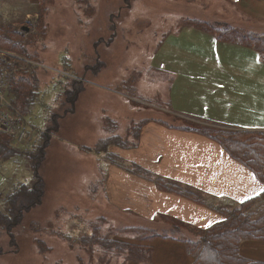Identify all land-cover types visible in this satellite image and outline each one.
Returning <instances> with one entry per match:
<instances>
[{
    "label": "rangeland",
    "instance_id": "1",
    "mask_svg": "<svg viewBox=\"0 0 264 264\" xmlns=\"http://www.w3.org/2000/svg\"><path fill=\"white\" fill-rule=\"evenodd\" d=\"M206 1L52 0L42 13L37 0H0V24L12 33L29 31L21 32L26 51L28 56H38L37 62H23L35 65L40 87L30 114L24 117L17 112L30 143L21 147L32 153L35 146L48 143L46 160L39 169L46 182L45 198L19 225L7 227L8 234L0 228V264H124L129 246L122 243V252L102 250L97 245L99 237L111 247V240L137 242L136 234L143 229L113 216L118 214L105 198L102 181L108 156L93 149L110 135L121 137L123 144L135 139L148 111L147 120L153 124L160 120L164 126L197 127L180 123L182 119L174 114L178 108L200 106L204 93L198 82L202 78L190 75L205 76L222 65L208 56L192 60L203 52L196 30H188V36L178 31L163 42L162 37L170 19V29L176 32L174 20L186 18V9H197ZM12 55L0 48V59H24ZM228 55L237 58L235 52ZM240 58L249 69L250 57ZM5 91L7 94V87ZM58 117L60 129L56 132L53 124ZM136 144L133 140V146ZM126 151L118 147L111 154L120 161L127 158ZM20 155L0 161V193L17 181H32L27 158Z\"/></svg>",
    "mask_w": 264,
    "mask_h": 264
},
{
    "label": "crops",
    "instance_id": "2",
    "mask_svg": "<svg viewBox=\"0 0 264 264\" xmlns=\"http://www.w3.org/2000/svg\"><path fill=\"white\" fill-rule=\"evenodd\" d=\"M185 14L186 18L178 16L174 20L176 32L170 29L173 26L170 19L162 42L167 35H175L178 31L182 30L184 36H188L191 34L188 30H196L203 52L192 60L200 61L208 56L222 66H215L205 76L190 75L202 78L198 82L204 93L199 99L200 106L195 110L178 108L175 117L182 119V124L191 122L198 128L210 126L264 132V61L260 54L258 57L247 43L218 39L198 24L224 25L245 33L264 35V0H207L197 9H186ZM36 17L33 14L32 19ZM213 36L221 42L217 44H223L222 47L216 45ZM229 52H235L237 58L229 57ZM241 56L250 57L249 69L245 62L241 64ZM26 65L35 68L33 64ZM38 65L41 67L42 64ZM2 69L0 80L8 87V69ZM149 113L143 114L136 146L125 152L127 158L124 160L131 165H109L102 180L105 198L120 212L113 211L118 214L113 216L132 223L134 228L163 233H157L160 236L153 241L133 242L149 249L147 259L131 261L124 258V264H193L186 250L185 242L190 240L186 235L199 236L200 231L222 223L226 211H233L243 202L264 195V185L251 171L229 158L215 141L194 131H183L178 127L169 129L160 120L153 124L154 121L147 120ZM132 164L156 176L142 174L131 167ZM156 179L173 183L172 186L182 194L171 189L162 191L155 184ZM263 204L264 197L252 208L256 214H264L261 212ZM238 250L243 259L264 263V241H243Z\"/></svg>",
    "mask_w": 264,
    "mask_h": 264
},
{
    "label": "trees",
    "instance_id": "3",
    "mask_svg": "<svg viewBox=\"0 0 264 264\" xmlns=\"http://www.w3.org/2000/svg\"><path fill=\"white\" fill-rule=\"evenodd\" d=\"M37 1L40 4V11L43 13L44 6L52 0ZM198 24L203 25L209 33H214L218 39L247 43L260 54L264 61V35L245 33L224 25L219 26L208 23ZM3 25L0 24V48L5 51H10V53L18 57H23L26 61L32 62L36 60L35 62H37V55L28 56L26 51L27 45L22 38L21 32L29 33V31L26 32L21 30V32L12 33L13 31H9L8 28H3ZM23 66L28 68L22 69ZM4 67L8 69L9 73L6 94L8 102L13 106L16 112L27 117L37 100L38 88L40 87L36 69L31 65L24 64L22 60L16 61L15 58L11 59L6 57L0 59L1 75H3L2 68ZM77 99L78 97L76 101ZM60 119L61 118L58 117L53 124V130L56 132H59L60 129ZM141 127L142 125L140 128ZM166 127L170 129L176 128L170 126ZM181 130L194 131L199 135L215 141L229 158L251 171L255 178L264 185V132L233 130L232 132L223 133L224 131H218V133H216L215 131L193 126L182 128ZM40 136L46 139V135L40 134ZM138 136H135L136 141L139 138ZM120 139L122 138L119 136L110 135L100 140L94 146L93 150L97 154H107L109 165L119 164L124 167L130 166L131 163H127L125 160L121 159L119 161L113 159L114 157L111 154L114 150H117L118 147H122V149H131L133 147V141H127L126 144H123ZM46 142L43 145L40 144L35 146L36 149L31 153L29 149H23V147H18V149L13 138L0 128V161L5 162L13 160L21 154L20 156L25 157V159L27 158V162L32 170L31 182L18 183L17 181L16 184L14 183V185L8 188V193L6 191L0 193V228L7 234V227L19 225L24 215L39 207L45 198L46 182L41 174H39V169H41L44 160H46V150L48 147V143L46 144ZM33 146L34 144L31 145V148ZM131 167L134 169L136 168L135 170L149 177L156 176L148 171H144L134 164H132ZM154 182L162 191L174 190V192L182 194L180 190L172 186L173 183L171 182L159 179H156ZM263 197L264 195L254 197L243 202L233 211H226L224 216L225 220L222 223L200 231L195 241L187 239L185 242L186 250L188 256L193 259V264H264L245 260L238 254L241 242L247 240L264 241V214H256L252 209ZM140 231L141 233L136 234L138 238H136L137 242L153 241L160 236L157 235L154 230L143 229ZM163 237L165 236L163 235ZM99 238L97 245L102 250H110L113 253L116 251L122 252L124 250L120 251V249H123L124 247L122 246L127 244L129 246L125 249L129 253L127 260L140 261L147 259L148 248H142L133 242H117L116 240H111L113 246L110 245L111 247H107L108 245L103 243L106 242L105 238ZM144 253L145 256L143 257L142 255ZM137 255L142 258L139 260L131 259L133 256Z\"/></svg>",
    "mask_w": 264,
    "mask_h": 264
},
{
    "label": "built area",
    "instance_id": "4",
    "mask_svg": "<svg viewBox=\"0 0 264 264\" xmlns=\"http://www.w3.org/2000/svg\"><path fill=\"white\" fill-rule=\"evenodd\" d=\"M18 116V113L8 103L5 89L0 83V128L13 138L16 146L29 147L28 130L24 124L20 122Z\"/></svg>",
    "mask_w": 264,
    "mask_h": 264
}]
</instances>
